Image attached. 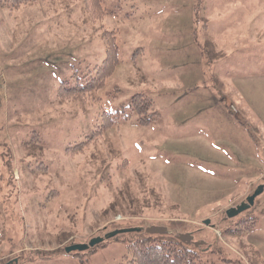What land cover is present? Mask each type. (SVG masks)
Returning <instances> with one entry per match:
<instances>
[{"label":"rangeland","instance_id":"374dc122","mask_svg":"<svg viewBox=\"0 0 264 264\" xmlns=\"http://www.w3.org/2000/svg\"><path fill=\"white\" fill-rule=\"evenodd\" d=\"M85 4L0 5V264H125L131 241L183 233L204 264H264V192L227 215L264 188V0H102L97 18ZM104 31L114 74L59 95L102 64ZM136 94L160 115L148 126L121 112ZM248 216L255 228L224 233ZM122 228L144 230L66 251Z\"/></svg>","mask_w":264,"mask_h":264},{"label":"trees","instance_id":"16d2710c","mask_svg":"<svg viewBox=\"0 0 264 264\" xmlns=\"http://www.w3.org/2000/svg\"><path fill=\"white\" fill-rule=\"evenodd\" d=\"M45 0H0V5L10 6L12 8H19L28 4L39 3ZM85 5L90 9L94 16L104 17L109 13L102 5V0H85ZM104 38L106 40V57L102 64L94 67V74L89 71L84 76L86 84L78 83L76 86L71 87L70 80L66 79L60 83L59 95L66 97H76L86 91H97L104 87L106 80L114 74L117 66L120 63V49L117 43L115 31H104ZM78 76L77 73L73 77ZM154 102L152 98L146 94H136L132 97L128 106L124 105L121 112L124 113L127 109L132 114L138 116L139 124L148 126L159 118V113L153 110ZM111 118V114H107ZM129 117V116H127ZM113 125L112 120L103 125V129L94 130L93 134L88 137V140L81 141L74 145L69 144L66 147L68 155L74 156L82 153L85 150L89 140L94 139L97 135L101 134L104 129L110 128ZM2 178L0 175V189ZM255 206V204H254ZM250 208H253L250 207ZM258 222L256 217H245L239 220L236 224L225 226L224 233L227 235H240L241 233L248 232L255 228ZM140 229L139 231H143ZM136 231V230H135ZM138 232V231H136ZM193 242L181 241L177 236L171 240H164L160 237L148 236L142 240L131 241L128 245V254L124 257L125 264H204L201 261V256L196 247L192 246ZM100 245H96L98 247ZM95 248V247H94ZM94 248L90 251H94ZM91 249V248H90ZM200 251H204L200 249ZM206 251V250H205Z\"/></svg>","mask_w":264,"mask_h":264},{"label":"water","instance_id":"95a60500","mask_svg":"<svg viewBox=\"0 0 264 264\" xmlns=\"http://www.w3.org/2000/svg\"><path fill=\"white\" fill-rule=\"evenodd\" d=\"M264 192L263 186H260L256 192H254L252 195L248 196L246 201H244L241 205L236 207H231L227 210L228 217L232 218L234 216H237L238 214L244 212L245 210L249 209L250 207L254 206L256 198ZM210 223V220L204 221V224L208 225ZM139 231L140 229H132V228H122L117 229L109 234H107L105 237H97L92 239L88 244H74L68 248H66L67 252H73V251H86L90 248L95 247L96 245H99L102 243L105 239H108L110 237H113L119 233H125L129 231ZM145 231L148 234H167L169 233V230L165 226H157L152 225L145 229ZM177 237L184 242H193V234L192 233H183L178 234ZM205 242H198L197 245H203Z\"/></svg>","mask_w":264,"mask_h":264},{"label":"crops","instance_id":"0c3cea01","mask_svg":"<svg viewBox=\"0 0 264 264\" xmlns=\"http://www.w3.org/2000/svg\"><path fill=\"white\" fill-rule=\"evenodd\" d=\"M237 119L240 121L241 119L239 117H237Z\"/></svg>","mask_w":264,"mask_h":264}]
</instances>
